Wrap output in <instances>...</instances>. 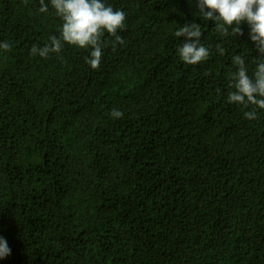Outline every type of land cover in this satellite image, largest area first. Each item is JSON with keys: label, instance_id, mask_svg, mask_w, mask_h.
I'll use <instances>...</instances> for the list:
<instances>
[{"label": "trees", "instance_id": "trees-1", "mask_svg": "<svg viewBox=\"0 0 264 264\" xmlns=\"http://www.w3.org/2000/svg\"><path fill=\"white\" fill-rule=\"evenodd\" d=\"M104 2L124 43L105 33L93 70L88 48L30 54L60 36L49 0H0V264H264V110L227 100L232 57L259 63L249 26L223 36L197 0ZM192 22L198 65L175 37Z\"/></svg>", "mask_w": 264, "mask_h": 264}, {"label": "clouds", "instance_id": "clouds-1", "mask_svg": "<svg viewBox=\"0 0 264 264\" xmlns=\"http://www.w3.org/2000/svg\"><path fill=\"white\" fill-rule=\"evenodd\" d=\"M49 3L62 20L60 36H50L49 43L43 47L32 45L31 55L48 58L50 53H60L65 44L80 49L88 48L91 51L85 63L96 70L102 61V48L106 46L102 40L105 33L114 37L113 48L115 44L124 43L118 31L126 27V13L114 10L104 0H49ZM49 3L39 0L38 11L48 12ZM197 6L200 16L206 21H213L216 30L223 36H242L240 25L246 23L249 26V37L259 53V63L250 76L244 58L241 55L232 57L236 71L229 87L234 90L228 92L227 100L230 104L251 107L244 116L248 120L256 119L257 110H264V0H197ZM202 35L201 25L195 22L186 23L175 31V37L185 38L178 48V55L187 65H198L209 58V49L201 42ZM0 49L9 51L10 44L7 41L0 43ZM217 50L221 55L226 51L220 47ZM111 115L116 119L123 117V113L115 109ZM10 254L11 249L6 240L0 237V259Z\"/></svg>", "mask_w": 264, "mask_h": 264}]
</instances>
